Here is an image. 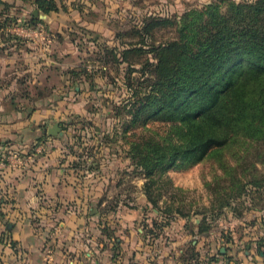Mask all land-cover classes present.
<instances>
[{"label": "rangeland", "instance_id": "rangeland-1", "mask_svg": "<svg viewBox=\"0 0 264 264\" xmlns=\"http://www.w3.org/2000/svg\"><path fill=\"white\" fill-rule=\"evenodd\" d=\"M52 1L55 9L45 12L37 0H0V245L10 246L18 262L39 253L53 264H93L95 249L70 250L64 220L71 210L81 225L79 243L95 241L118 260L143 239V254L155 262L184 230L191 244H216L204 255L184 246L180 261L236 264L222 245L245 239L240 220L264 208V186L249 183L232 200L228 192L254 146L239 135L216 155L179 159L149 177L131 141L163 134L172 121L155 116L129 124L126 108L129 76L135 85L143 81L144 63L155 61L154 46L178 35L181 15L255 0ZM159 18L174 23L147 29ZM133 45L140 50L123 60ZM55 123L61 132L51 134ZM58 174L64 180L57 182ZM59 187L76 189L79 198L63 201Z\"/></svg>", "mask_w": 264, "mask_h": 264}, {"label": "trees", "instance_id": "trees-1", "mask_svg": "<svg viewBox=\"0 0 264 264\" xmlns=\"http://www.w3.org/2000/svg\"><path fill=\"white\" fill-rule=\"evenodd\" d=\"M37 3L45 12L56 7L52 0ZM169 23L174 21L159 18L146 27ZM176 24L178 35L154 46L155 61L144 63L143 81L135 85L129 76L128 123L146 124L155 116L172 121L163 134L131 141L138 165L152 177L179 159L216 155L242 135L254 147L243 157L240 173L234 172L231 200L249 183L263 187L258 162L264 163V0L231 2L224 9L195 7ZM139 50L125 48L123 60ZM146 191L151 194V185Z\"/></svg>", "mask_w": 264, "mask_h": 264}, {"label": "crops", "instance_id": "crops-1", "mask_svg": "<svg viewBox=\"0 0 264 264\" xmlns=\"http://www.w3.org/2000/svg\"><path fill=\"white\" fill-rule=\"evenodd\" d=\"M56 180L57 182H60L64 179L61 175L58 174V178ZM46 181L48 182L47 184H49L51 180L47 178ZM64 183L67 184L65 181ZM48 187L50 188V185H48ZM57 192V194L59 195L58 197H60L65 202H67L66 199L76 200L79 198V194L77 193L76 189H74L73 191L67 190L68 193H66V187H59L57 188ZM65 212L67 214H71L67 217L66 220H64V230L68 235V239L73 241V245L69 246L70 250L78 252L79 254V252H83L88 249H95L98 253L94 254L95 257L90 259L93 264H186L185 262L180 261L177 252L178 249L179 251H183L184 246H189L191 247L193 252L198 251L201 253V255H204L203 251L208 248H214L216 244L215 241L207 242L205 241V239H192L191 244L190 242H188V238H186L187 234L184 237L185 231L180 230L182 237H174L170 239L168 242L169 246H167L170 247V251L163 252V256H160L159 254V257H155V262H152V257H150V255L143 254L144 249H148L143 239L132 241L130 245L128 244V246L133 249L131 255L125 256L123 253L122 258L118 260L113 257L110 248H106L104 251H101L95 241H91V243L86 244V246L85 244L79 243L78 237H76L77 231L80 230L81 227L79 218L77 217L78 221H76V216L71 210H65ZM240 222L241 227L245 228L246 230L245 234L241 236L245 239L234 241L231 240V242L224 243L222 245L223 249H225L224 257H229L230 259L234 260L236 264H264V208H255L253 212H251L250 217L244 218V220H240ZM246 222H248V224H246ZM17 229H22L21 223H19ZM25 243L28 244L29 242ZM164 243V246H166L165 241ZM239 243L245 244L244 249H242ZM101 246H103V244H101ZM107 246L110 247V244ZM33 255L34 256L28 255L23 260H19L18 262L16 261L17 256L13 252L12 248H10V246H6L4 244L0 245V264H53L51 261L46 260L42 256V254L36 253ZM185 257L186 256H184V258ZM200 263L205 264L204 262Z\"/></svg>", "mask_w": 264, "mask_h": 264}, {"label": "water", "instance_id": "water-1", "mask_svg": "<svg viewBox=\"0 0 264 264\" xmlns=\"http://www.w3.org/2000/svg\"><path fill=\"white\" fill-rule=\"evenodd\" d=\"M35 13L37 14V10ZM59 132H61V127L58 125V123H55L53 126L49 127V133L57 134Z\"/></svg>", "mask_w": 264, "mask_h": 264}]
</instances>
